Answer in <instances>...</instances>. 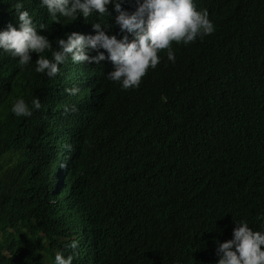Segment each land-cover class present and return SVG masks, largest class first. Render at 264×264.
<instances>
[{
    "label": "trees",
    "instance_id": "1",
    "mask_svg": "<svg viewBox=\"0 0 264 264\" xmlns=\"http://www.w3.org/2000/svg\"><path fill=\"white\" fill-rule=\"evenodd\" d=\"M15 2L0 0V28L17 26ZM22 3L34 23L44 25L37 31L49 38L52 50L55 37L93 33L91 24L99 20L93 14L88 21L80 16L54 21L40 0ZM215 22L216 40L197 47L202 50L176 52L152 92L127 95L112 110L92 104L88 85L77 82L83 62L69 57L48 77L35 71L36 56L50 58L48 50L30 53L32 60L24 66L0 52V264H54L57 252L72 255V264H195L193 252L178 246L193 223L177 222L187 202L159 179L161 162L175 163L163 152L173 140L179 148L184 137L214 127L221 111L251 106L264 70L259 31L243 21L228 30ZM250 36L257 40V60L237 51ZM173 65L170 72L179 80L170 81L165 74ZM219 73L229 76L230 85H223ZM68 81L70 88H78L75 94H68ZM167 89L177 94L162 99ZM18 97L29 107L35 97L40 108L16 116L10 108ZM241 202H210L207 209L216 219L233 223L238 220L234 207ZM83 222L92 228H80ZM73 242L74 248L69 246Z\"/></svg>",
    "mask_w": 264,
    "mask_h": 264
},
{
    "label": "clouds",
    "instance_id": "2",
    "mask_svg": "<svg viewBox=\"0 0 264 264\" xmlns=\"http://www.w3.org/2000/svg\"><path fill=\"white\" fill-rule=\"evenodd\" d=\"M40 4L54 21L58 16L71 21L80 16L88 21L93 14L100 21L92 22L93 33L71 31L55 37L52 50L49 38L37 31L44 25L35 24L22 0H16L13 12L17 26L7 23L0 28V52L18 58L19 65L24 66L32 60L30 53L48 50L50 58L37 55L35 59V71L48 77H54L60 71L58 65L69 57L73 62H83L77 82L87 84L91 103L105 110L123 103L127 95L152 92L166 63L175 62L177 50L184 53L216 40L220 32L215 20L226 30L242 21L254 27L260 33L259 47L264 55V0H40ZM256 42L250 36L241 41L237 51L260 55L253 47ZM262 59L264 67V56ZM175 67L166 72L170 81L179 80L176 74L168 75ZM218 76L223 85L226 81L230 85L229 76ZM68 82V94H75L78 88L69 89ZM262 89L264 70L259 87L249 99L257 97L251 106L231 107L233 115L231 109L221 111L214 127L184 137L179 148L173 146V140L163 152L175 163L168 166L161 162L159 179L174 196L187 202L188 210L180 212L177 222L193 223L178 246L193 252L195 264H264ZM173 95L176 92L167 89L160 96L166 99ZM38 108L37 98L33 97L29 107L23 97H18L10 110L16 116H30ZM240 200L234 207L238 220L233 219V223L216 219L207 209L210 202L232 204ZM87 227L92 228L90 222ZM69 246L74 248L75 242ZM72 260V255L62 252L54 256V264H72Z\"/></svg>",
    "mask_w": 264,
    "mask_h": 264
},
{
    "label": "bare ground",
    "instance_id": "3",
    "mask_svg": "<svg viewBox=\"0 0 264 264\" xmlns=\"http://www.w3.org/2000/svg\"><path fill=\"white\" fill-rule=\"evenodd\" d=\"M94 15H96V14H94ZM94 18H96V17H94ZM89 20H91V19H89ZM92 20H93V19H92ZM81 21H82V20H81ZM95 21H96V20H95ZM93 22H94V20H93ZM215 23H216V22H215ZM86 26H87V25H86ZM91 28H92V27H91ZM88 29H89V28H88ZM89 30H90V29H89ZM219 30H220V29H219ZM85 31H86V30H85ZM92 31H93V30H92ZM225 31H226V30H225ZM82 32H84V30H83ZM89 32H90V31H89ZM89 32H88V33H89ZM84 33H86V32H84ZM224 34H225V33H224ZM196 48H197V47H196ZM194 49H195V48H194ZM192 50H193V49H192ZM197 50H202V49H201V48H200V49L197 48ZM189 51H190V50H189ZM176 52L178 53L179 50H177ZM191 52H192V51H191ZM189 53H190V52H189ZM193 53H194V52H193ZM193 53H192V54H193ZM180 54H181V53H180ZM180 54H179V55H180ZM186 54H187V52H186ZM192 54H191V55H192ZM191 55H190V56H191ZM193 55H194V54H193ZM175 56H177V55H175ZM181 56H182V55H181ZM183 56H184V55H183ZM185 56H186V55H185ZM195 56H196V55H195ZM199 56H200V55H199ZM250 56H251V55H250ZM250 56H249V57H250ZM178 57H179V56H178ZM178 57H177V59H178ZM179 59H180V57H179ZM183 59H184V57H183ZM190 59L193 60V59H194V56H193V57H190ZM190 59L188 60V62L190 61ZM175 60H176V59H175ZM192 60H191V61H192ZM177 61H178V60H177ZM179 62H180V61H179ZM181 62H183V60H182ZM196 62H197V59H196ZM173 63H174V62H173ZM192 63H193V62H192ZM192 63H191V64H192ZM194 63H195V62H194ZM168 64H170V63H168ZM183 64H184V66L186 67V64H185V63H183ZM170 65H171V64H170ZM192 65H193V64H192ZM192 65H190V66H192ZM176 66H177V65H176ZM178 66H180V64H179ZM182 66H183V65H182ZM184 66H183V67H184ZM190 66H189V67H190ZM189 67H188V69H189ZM178 69H180V67H179ZM181 69H182V68H181ZM184 69H185V68H184ZM174 70H175V68H174ZM256 70H257V69H256ZM185 71H187V70H185ZM258 71H259V69H258ZM171 72L174 73V71H172V70H171ZM171 72H170V73H171ZM178 72H179V70H178ZM183 72H184V71H183ZM251 72H252V71H251ZM170 73H169V74H170ZM175 73H176V72H175ZM187 73H188V72H187ZM238 73H239V71H238ZM255 73H256V72H255ZM261 73H262V72H261ZM171 74H172V73H171ZM184 74H185V72H184ZM165 75H166V74H165ZM185 75H186V74H185ZM259 76H260V75H259ZM259 76H258V77H259ZM259 78H260V77H259ZM49 81H50V80H49ZM166 81H167V80H166ZM257 81H258V80H257ZM257 81H256V82H257ZM252 83H253V82H252ZM175 85H177V84H175ZM259 85H260V84H259ZM168 86H169V85H168ZM242 87H243V86H242ZM171 89H172V88H171ZM235 89H237V88H235ZM241 89H242V88H241ZM175 90H176V89H175ZM162 91H163V90H162ZM164 91H165V90H164ZM148 94H149V92H148ZM153 94H154V93H153ZM159 94H160V92H159ZM176 94H177V93H176ZM232 96H233V95H232ZM147 98H148V96H147ZM159 98H160V96H159ZM157 99H158V98H157ZM170 99H171V98H170ZM176 99H177V98H176ZM144 100H145V99H144ZM226 100H227V99H226ZM175 101H176V100H175ZM156 102H157V101H156ZM230 102H231V101H230ZM175 105H176V103H175ZM175 105H174V106H175ZM177 105H178V104H177ZM226 105H227V104H226ZM231 105H232V104H231ZM146 106H147V105H146ZM204 107H206V106H204ZM201 108H202V107H201ZM201 108H200V110H201ZM173 109H174V108H173ZM204 109H205V108H204ZM152 110H153V109H152ZM152 110H151V111H152ZM209 111H210V110H209ZM149 112H150V111H149ZM149 112H148V114H149ZM152 112H154V110H153ZM175 112H176V111H175ZM172 113H173V112H172ZM176 113H177V112H176ZM141 114H142V113H141ZM152 114H153V113H152ZM149 116H151V115H149ZM212 116H213V115H212ZM211 118H212V117H211ZM150 119H152V118H150ZM153 119H154V117H153ZM205 119H206V118H205ZM154 120H155V119H154ZM207 120H209V119H207ZM130 121H131V120H130ZM148 121H150V120H148ZM204 122H205V121H204ZM130 123H131V122H130ZM206 123H207V122H206ZM153 124H154V123H153ZM147 125H149V123H148ZM157 125H158V123H157ZM131 126H132V125H131ZM158 126H159V125H158ZM156 127H157V126H156ZM133 128H134V127H133ZM122 129H123V126H122ZM163 129H164V128H163ZM128 132H129V131H128ZM69 133H70V138L68 139V147L70 148V151H71V132H68V135H69ZM165 133H167V132H165ZM127 135L129 136V134H127ZM123 136L125 137V135H123ZM132 136H133V135H132ZM189 258H190V256H189Z\"/></svg>",
    "mask_w": 264,
    "mask_h": 264
},
{
    "label": "rangeland",
    "instance_id": "4",
    "mask_svg": "<svg viewBox=\"0 0 264 264\" xmlns=\"http://www.w3.org/2000/svg\"><path fill=\"white\" fill-rule=\"evenodd\" d=\"M69 89H70V87H69ZM69 94H70V93H69ZM81 228L85 230V229H86V223L83 222V225H82Z\"/></svg>",
    "mask_w": 264,
    "mask_h": 264
}]
</instances>
